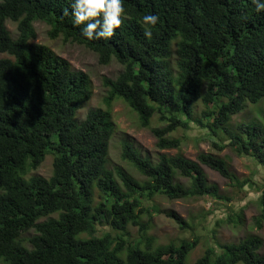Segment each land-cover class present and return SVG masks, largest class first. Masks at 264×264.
<instances>
[{
    "label": "trees",
    "instance_id": "obj_1",
    "mask_svg": "<svg viewBox=\"0 0 264 264\" xmlns=\"http://www.w3.org/2000/svg\"><path fill=\"white\" fill-rule=\"evenodd\" d=\"M69 5L70 0H0V264H188L199 239L154 245L144 203L157 196L230 201L202 166L233 188L253 182L240 180L228 161L213 153L201 152L196 161L161 154L154 162L128 141L122 159L144 180L111 169L116 131L111 106L122 100L148 129L159 115L165 126L151 128L159 150L179 149L182 140L170 134L193 124L219 137L220 144L212 142L218 152L230 148L264 166V109L259 118L232 125L249 104L264 100V12L251 0H123L114 36L89 41L81 26L71 23ZM145 14L157 15V24L143 25ZM36 23L48 27L51 40L87 48L100 65L122 66L115 78L102 79L106 108L78 118L93 96L91 77L48 44L34 42ZM49 155L52 175H31ZM260 204L259 227L264 190ZM166 216L183 230L191 227L174 211ZM229 222L241 224L243 216ZM100 225L115 234L98 235ZM129 226L138 227L137 241L129 239ZM262 247L256 235L217 243L192 264H264Z\"/></svg>",
    "mask_w": 264,
    "mask_h": 264
},
{
    "label": "rangeland",
    "instance_id": "obj_2",
    "mask_svg": "<svg viewBox=\"0 0 264 264\" xmlns=\"http://www.w3.org/2000/svg\"><path fill=\"white\" fill-rule=\"evenodd\" d=\"M6 24L15 36L16 25L10 20ZM35 28L37 38L34 42L48 44L57 55L66 59L73 69L84 71L91 77L93 96L85 107L78 112V118L84 119L90 109L106 108L104 100L106 89L102 85V79L104 76L115 78L121 72L122 66L116 62L107 66L100 65L96 54L87 48L66 43L61 38L49 39L48 27L45 24L36 23ZM201 108H198V112ZM263 109L264 100L258 105L249 104L242 113L233 117L232 125L259 118L260 111ZM111 111L116 126L115 134L110 142L109 166L111 169L123 168L136 179L144 180V177L131 164L122 159V145L124 141H128L142 156L149 157L154 162L158 161L161 154L176 155L179 153L187 159L196 161L201 152L213 153L225 158L231 171L240 180L250 179L253 182L252 186H247L242 190L233 188L227 179L210 168L202 166L208 181L216 184L220 189V194L229 198L230 201L215 200L210 197L169 201L162 196H157L154 200L145 202L143 206L150 208V213L149 215L146 214L144 220L150 221L151 228L148 235L154 238V245H167L172 242L180 244L182 241L198 238L199 244L190 253L187 260L188 264H192L205 253L209 246L215 247L217 243H237L247 236L256 235L263 240L260 253L264 255V222L261 223L260 227L256 222L261 213L260 196L264 190V166L262 164L250 156H240L230 148L218 152L213 148L212 142L216 141L220 144L219 137H211L207 130L193 124L190 130L178 129L170 134V137L182 140L179 149L159 150L156 145L157 138L151 132V128L165 126V123L160 121L159 115L152 119L148 129L141 127L138 114L122 100L114 102ZM53 160V155L47 156L41 167L33 171L31 175L49 178L53 171ZM179 180L185 185L189 183L186 178L180 177ZM95 198L96 202L101 200L98 191H96ZM155 208H158V211ZM167 211L176 212L191 227L183 230L174 220L166 216ZM238 214L243 216L241 224L229 222L230 217L234 220ZM98 230V235H102L106 231L115 234L110 227L104 225L98 226ZM129 232V239L137 241L140 238L138 227L129 226Z\"/></svg>",
    "mask_w": 264,
    "mask_h": 264
},
{
    "label": "clouds",
    "instance_id": "obj_3",
    "mask_svg": "<svg viewBox=\"0 0 264 264\" xmlns=\"http://www.w3.org/2000/svg\"><path fill=\"white\" fill-rule=\"evenodd\" d=\"M257 12H264V0H251ZM70 17L73 26H81L80 34L87 40H109L115 30L121 26L125 9L123 0H70ZM65 16L69 12L65 11ZM159 17L155 14H145L141 18L143 25L155 26ZM145 37L152 33L147 29Z\"/></svg>",
    "mask_w": 264,
    "mask_h": 264
}]
</instances>
